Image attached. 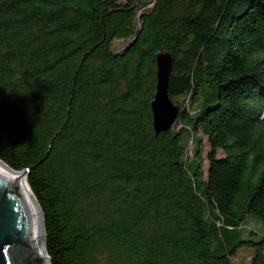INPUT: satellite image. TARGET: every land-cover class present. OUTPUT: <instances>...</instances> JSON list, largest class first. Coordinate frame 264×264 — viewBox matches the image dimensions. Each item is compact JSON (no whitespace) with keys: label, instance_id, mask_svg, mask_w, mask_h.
Returning a JSON list of instances; mask_svg holds the SVG:
<instances>
[{"label":"trees","instance_id":"1","mask_svg":"<svg viewBox=\"0 0 264 264\" xmlns=\"http://www.w3.org/2000/svg\"><path fill=\"white\" fill-rule=\"evenodd\" d=\"M0 159L51 264H264V0H0Z\"/></svg>","mask_w":264,"mask_h":264},{"label":"water","instance_id":"2","mask_svg":"<svg viewBox=\"0 0 264 264\" xmlns=\"http://www.w3.org/2000/svg\"><path fill=\"white\" fill-rule=\"evenodd\" d=\"M157 87L152 102L153 124L157 135L169 132L180 116L181 107L169 94L174 62L170 51H159ZM29 170L17 171L0 159V264H51L45 247L43 214L28 182ZM26 250L21 262L15 250Z\"/></svg>","mask_w":264,"mask_h":264},{"label":"rangeland","instance_id":"3","mask_svg":"<svg viewBox=\"0 0 264 264\" xmlns=\"http://www.w3.org/2000/svg\"><path fill=\"white\" fill-rule=\"evenodd\" d=\"M123 46H124V43L120 42L117 48L122 49ZM205 143H206V139H205ZM207 154H208V146L205 145L204 158H205L206 167L208 166ZM249 227L258 229L261 227V225L257 221L251 220ZM251 255H252V250L246 248L241 251L238 257L234 258L232 264H249Z\"/></svg>","mask_w":264,"mask_h":264}]
</instances>
